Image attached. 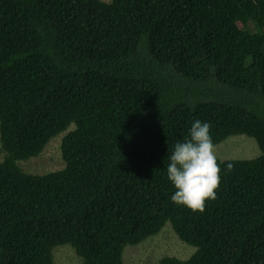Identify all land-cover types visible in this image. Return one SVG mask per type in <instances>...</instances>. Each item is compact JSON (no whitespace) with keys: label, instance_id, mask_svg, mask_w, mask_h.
I'll list each match as a JSON object with an SVG mask.
<instances>
[{"label":"trees","instance_id":"obj_1","mask_svg":"<svg viewBox=\"0 0 264 264\" xmlns=\"http://www.w3.org/2000/svg\"><path fill=\"white\" fill-rule=\"evenodd\" d=\"M197 119L260 151L203 212L167 178ZM166 224L193 250L156 264H264V0H0V264H124Z\"/></svg>","mask_w":264,"mask_h":264},{"label":"clouds","instance_id":"obj_2","mask_svg":"<svg viewBox=\"0 0 264 264\" xmlns=\"http://www.w3.org/2000/svg\"><path fill=\"white\" fill-rule=\"evenodd\" d=\"M210 127L207 122H202L199 119L195 120L189 130L188 138L177 142L167 157L169 161L167 178L175 189L171 201L176 205L188 208L192 212H203L206 202L216 199V191L219 188L221 179V168L217 158L221 161H244L253 160L260 155L259 149L257 154L250 158L227 159L225 156L216 154V147L222 142L215 146L210 135ZM248 145L254 148L253 145ZM232 168L231 163L227 164L229 171Z\"/></svg>","mask_w":264,"mask_h":264},{"label":"rangeland","instance_id":"obj_3","mask_svg":"<svg viewBox=\"0 0 264 264\" xmlns=\"http://www.w3.org/2000/svg\"><path fill=\"white\" fill-rule=\"evenodd\" d=\"M108 1V0H102ZM249 141V142H248ZM248 142V143H247ZM251 144L254 146H249ZM55 143H51L50 153L52 152ZM216 154L225 156V158H250L257 154L258 148L255 141L252 138L246 136H236L228 138L226 141L222 142L216 147ZM172 230L168 228V224L162 229V231L156 236L163 233V237L160 240L146 239L142 243L135 246H127L124 250V264H156L158 258L163 254V256H170L176 258H186L193 247L182 244L178 238L171 233ZM153 236V237H156ZM66 247V246H62ZM61 248V247H59ZM59 262L72 261L69 259L67 252H60L57 254ZM57 262L56 264H60ZM71 264H74L72 262Z\"/></svg>","mask_w":264,"mask_h":264},{"label":"bare ground","instance_id":"obj_4","mask_svg":"<svg viewBox=\"0 0 264 264\" xmlns=\"http://www.w3.org/2000/svg\"><path fill=\"white\" fill-rule=\"evenodd\" d=\"M10 64V63H9ZM48 200V199H47ZM46 203H48V202H46ZM48 205V204H47ZM44 209V208H43ZM45 209H46V207H45ZM56 211V210H55ZM243 249V248H242Z\"/></svg>","mask_w":264,"mask_h":264}]
</instances>
